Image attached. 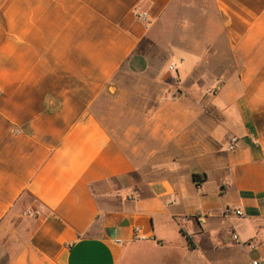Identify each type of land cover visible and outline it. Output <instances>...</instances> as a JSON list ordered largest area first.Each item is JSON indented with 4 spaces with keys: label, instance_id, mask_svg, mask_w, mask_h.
<instances>
[{
    "label": "crops",
    "instance_id": "0c3cea01",
    "mask_svg": "<svg viewBox=\"0 0 264 264\" xmlns=\"http://www.w3.org/2000/svg\"><path fill=\"white\" fill-rule=\"evenodd\" d=\"M256 261L264 0H0V264Z\"/></svg>",
    "mask_w": 264,
    "mask_h": 264
},
{
    "label": "built area",
    "instance_id": "2783aa9c",
    "mask_svg": "<svg viewBox=\"0 0 264 264\" xmlns=\"http://www.w3.org/2000/svg\"><path fill=\"white\" fill-rule=\"evenodd\" d=\"M138 17H139L143 22H145L146 28H149V27H150L147 14H142V15H139ZM175 70H176V69H175L174 65H172V66L169 67V71L173 72V71H175ZM237 141H238V139L235 138V137L230 138V140H229V142H228V147H227L228 151H233V150L235 149L236 144H237ZM228 211H230V210H228ZM236 215L241 216V215H243V213H242L240 210H237V211H236ZM135 233H136L135 237H136L137 239H140V240H144V239H146L144 236H140V235H139V231H138V230H136ZM233 238H234L235 240L238 239V237L235 236V235L233 236ZM252 264H260V263H259L258 261H256V262H253Z\"/></svg>",
    "mask_w": 264,
    "mask_h": 264
},
{
    "label": "trees",
    "instance_id": "16d2710c",
    "mask_svg": "<svg viewBox=\"0 0 264 264\" xmlns=\"http://www.w3.org/2000/svg\"><path fill=\"white\" fill-rule=\"evenodd\" d=\"M195 177V176H194Z\"/></svg>",
    "mask_w": 264,
    "mask_h": 264
}]
</instances>
